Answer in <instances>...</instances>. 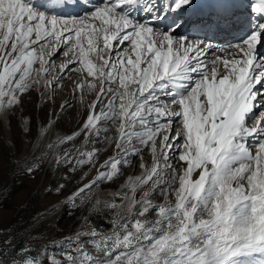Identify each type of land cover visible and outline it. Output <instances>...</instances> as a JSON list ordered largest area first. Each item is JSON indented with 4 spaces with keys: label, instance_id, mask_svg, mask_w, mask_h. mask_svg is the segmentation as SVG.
<instances>
[{
    "label": "snow or ice",
    "instance_id": "obj_1",
    "mask_svg": "<svg viewBox=\"0 0 264 264\" xmlns=\"http://www.w3.org/2000/svg\"><path fill=\"white\" fill-rule=\"evenodd\" d=\"M243 2L101 0L88 8L81 0H0V117L32 90L49 102L74 71L81 73L72 88L80 103L96 93L79 130L21 170L33 176L56 143L81 134L85 144L65 149L55 166H95L99 149L86 150L87 142L114 129V139L103 138L116 153L67 198L75 206L86 191L117 178L129 155L148 149L152 156L150 166L141 158L142 174L117 194L123 203L104 205L115 210L109 232H77L54 245L56 254L21 245L13 264H264V0L238 7ZM76 8L87 10L62 14ZM233 30L243 37L206 60L214 36ZM57 54L65 57L60 65ZM23 131L31 134L30 117ZM156 191L163 202H153Z\"/></svg>",
    "mask_w": 264,
    "mask_h": 264
},
{
    "label": "rangeland",
    "instance_id": "obj_2",
    "mask_svg": "<svg viewBox=\"0 0 264 264\" xmlns=\"http://www.w3.org/2000/svg\"><path fill=\"white\" fill-rule=\"evenodd\" d=\"M84 11L81 9L68 14L78 15ZM64 60L62 54H57L54 58L56 65H60ZM80 78L79 72L69 73L68 78L61 82L62 87L55 89L52 93L53 99L47 103L41 100L36 90H32L23 97L18 108L0 117V264H13L16 259L15 249L21 245L30 248L34 254H43L45 249L49 254H56L54 245L65 244V238L73 237L77 232L93 227L101 232H109L112 227L109 221L115 210L105 208L104 205L123 203L117 194L128 191L124 185L129 177L142 174L143 169L139 167L141 158L146 165H151L152 156L148 149L137 156L129 155L128 164L121 165V174L117 178L110 182H101L86 191L75 206L68 204L67 198L78 188L92 181L99 171H103L100 164L116 153L115 143L103 138L106 136L114 139V129L101 133L102 138L99 140L93 137L87 142L86 150L90 151L93 147L99 149L95 166L85 165L77 168L75 172L69 171L70 166H55V157L63 155L65 149L78 148L85 144L81 134L71 143L61 145L54 154L56 143L43 157L42 162L36 161L41 163V167L33 176H28L21 170L20 164L23 161H35L48 144L78 131L82 126L88 112L87 105L96 99V93H85L86 103L81 104L72 94L73 84ZM111 87L115 90L118 85L113 84ZM110 95L111 93L104 97L97 106V111L104 107ZM65 101H69L71 106L61 110L60 106ZM53 114L59 119L54 120ZM29 117L32 132L26 135L23 131L24 121ZM50 120H54V123L47 133L38 135V129ZM252 151H255L254 147ZM170 163L176 165L175 158ZM59 184H64L65 187L57 194L55 189ZM49 187L52 189L50 192L47 191ZM129 195L132 193L129 192ZM139 195L137 191V198ZM152 199L154 203L163 202L159 191L152 194ZM96 201L101 202L98 207H94ZM151 218L150 216L149 219ZM87 239L89 238H82L83 241ZM87 250L92 254L91 246H88Z\"/></svg>",
    "mask_w": 264,
    "mask_h": 264
},
{
    "label": "bare ground",
    "instance_id": "obj_3",
    "mask_svg": "<svg viewBox=\"0 0 264 264\" xmlns=\"http://www.w3.org/2000/svg\"><path fill=\"white\" fill-rule=\"evenodd\" d=\"M81 2L85 5L88 6V8H91L92 6L94 5H98V3L101 2V0H81ZM33 3L36 5V6H41L45 3V0H33ZM81 9L83 10H86L84 8H77L78 11H80ZM73 11H75L74 9H68L66 10V13H62V14H68V13H72ZM180 34H184L183 32H181ZM241 39V38H240ZM239 39V40H240ZM220 47H226V46H222V45H218L217 47H215L213 49V52L212 53H209L208 56L206 57V60L207 59H211L212 58V55L215 53V49L217 48H220ZM258 113V112H257ZM61 147V144L57 143V145L55 146L54 148V154L57 153V151L59 150V148Z\"/></svg>",
    "mask_w": 264,
    "mask_h": 264
}]
</instances>
